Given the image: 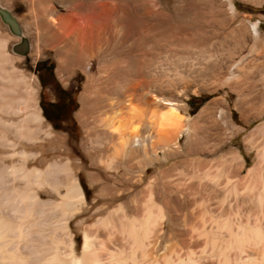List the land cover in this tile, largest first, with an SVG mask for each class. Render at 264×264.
Listing matches in <instances>:
<instances>
[{"label":"bare ground","instance_id":"bare-ground-1","mask_svg":"<svg viewBox=\"0 0 264 264\" xmlns=\"http://www.w3.org/2000/svg\"><path fill=\"white\" fill-rule=\"evenodd\" d=\"M111 1L72 6L66 24H58L54 15L60 7L53 5L44 24L63 66H83L89 56H101L99 79L80 95L87 155H67L61 145L50 154L44 151L56 134L43 126L36 102L27 104L15 94L10 83L22 76L11 66L1 69L0 80L7 83H0V264H264V144L242 175L238 149L226 145L238 128L225 118L223 100L189 114V87L183 86L168 96L143 93V108H133L130 102L149 73L150 49L180 40L177 31L155 30L158 20L174 16L153 0L140 6L133 5L136 0ZM64 2L56 4L63 8ZM228 9L233 12L232 3ZM246 37L240 34L243 41ZM231 53L226 49L203 58L195 71L230 86ZM244 101L240 95L235 103L243 120L252 113ZM255 108L257 114L264 111V105ZM144 116L154 119L139 121L145 127L138 131L133 120ZM255 131L264 136V121L248 136ZM181 156L151 175L147 167L134 168L139 158ZM82 170L95 191L92 201L78 175ZM52 208L59 213L52 231H35L39 212ZM71 219L78 225L92 220L83 225L79 252ZM207 244L219 253L197 252Z\"/></svg>","mask_w":264,"mask_h":264},{"label":"rangeland","instance_id":"rangeland-1","mask_svg":"<svg viewBox=\"0 0 264 264\" xmlns=\"http://www.w3.org/2000/svg\"><path fill=\"white\" fill-rule=\"evenodd\" d=\"M44 1L0 0V5L7 8L15 16L22 34L29 41L27 57L13 52L11 46L19 37L10 31L0 17V72L2 67L11 66L15 70V75L22 76L10 83L13 85L15 94L25 98L27 104L36 102L39 109H42L40 113L43 126H50L56 134L55 141L45 145L44 151L50 154L54 149L60 148L61 145V148H65L67 155H82L83 153L87 155L90 146L85 144L86 131L82 122L80 95L89 83L99 79L97 77L99 76L98 60L101 56H89L85 59L83 66H63L56 48L50 42L52 39L51 32L44 27V24L48 22L51 6L60 7V11L58 10L54 16L57 17L58 24L60 22V24L62 22L66 24L69 22L67 18L71 15V7L84 6L85 3L88 4V1L50 0L48 4ZM59 1H65L63 8L57 6L56 3ZM153 1L155 5L157 4V8L164 11L170 10L174 16L173 19L165 17L158 20L155 24V30L157 32L177 31V37L179 36L178 40L180 41L176 45L173 44L172 40H169L167 41L168 44L163 45L164 48L162 47L160 50L153 49L151 52L150 49L148 56L149 73L141 84V88L137 89L139 92L133 97V102L131 101L130 104L132 103L133 108L140 111L143 108L141 100L143 93L152 91L168 96L174 88L183 86L189 87L185 95L189 114H195L199 108L212 100H223L221 107L225 106V118L228 119L229 125L238 128L230 140L226 141V145L232 149H238L237 151L242 157L240 174L244 175L246 167L257 161V147L264 144V136L260 132L255 131L251 137L248 136L258 123L264 121V111L258 112V114L254 113L255 107L264 105V0ZM104 2L108 4L112 1L104 0ZM141 3L143 0H136L133 5L140 6ZM229 3H232L234 7L232 13L228 9ZM253 23H256L255 28L258 33L256 35L251 32ZM243 32H245V37L247 36L244 41L240 38V34ZM226 49L232 52L230 70L228 69L232 80L230 86L220 84L219 80L211 73L202 74L195 71L198 62H203V58L211 57L214 53L226 51ZM70 57L71 54H69ZM35 68H38L39 71H36ZM244 75H247V80L240 84V80L242 78L244 80ZM0 83L6 84L7 81L0 80ZM103 85L104 83H102ZM190 88H194L195 92ZM240 95L241 98L245 96L244 102L247 106H252H250L251 110H248V113L249 111L252 113H249L246 121L241 118L240 110L235 106ZM115 109L117 112L119 111L118 106H115ZM47 113L51 114L50 118L47 117ZM9 117L16 119L15 116ZM151 118L154 119V117L149 118L147 116L141 119L134 118L133 121L137 124L136 129L142 130L145 125L140 122L151 120ZM2 129L3 126L0 125V138ZM6 133L7 137L12 138L11 132L7 131ZM180 140L182 141V139ZM62 144L65 147H62ZM52 157L54 156L50 155L48 159ZM144 158H139L141 159L140 164L135 163L134 168L147 167V173L151 175L158 168L170 165L182 156L175 159L151 160L152 162L150 159L148 160V157ZM7 161V163L11 162L9 159ZM78 175L87 198L92 201L95 191L90 186L86 170L78 172ZM257 186L260 187L261 183H258ZM52 209L50 212L47 209L42 210L45 212H42L43 214L39 212L38 221H35L33 225L35 231H40V233L52 231L51 229L54 228L59 215L57 209ZM33 217L36 219L34 215ZM77 220L71 219L70 226L75 251L79 252L83 243V225L90 224L92 220H84L80 225L77 224ZM42 228L45 229L42 231ZM56 247L58 246L56 245ZM198 250L199 252L204 251L203 253H207L208 256L216 255L220 251L217 246L211 244L200 245L197 252ZM194 264L196 263L194 262Z\"/></svg>","mask_w":264,"mask_h":264},{"label":"water","instance_id":"water-1","mask_svg":"<svg viewBox=\"0 0 264 264\" xmlns=\"http://www.w3.org/2000/svg\"><path fill=\"white\" fill-rule=\"evenodd\" d=\"M0 17L3 22L7 24L10 31L19 37V39L12 44V51L27 57V53L29 51V41L27 37L22 34L20 25L15 16L7 8L0 5ZM40 110L42 111L41 108Z\"/></svg>","mask_w":264,"mask_h":264},{"label":"flooded vegetation","instance_id":"flooded-vegetation-1","mask_svg":"<svg viewBox=\"0 0 264 264\" xmlns=\"http://www.w3.org/2000/svg\"><path fill=\"white\" fill-rule=\"evenodd\" d=\"M35 65H36V63H35ZM35 70H36V71H39V69H38V68H35ZM49 70H50V68H49ZM50 104H51V102H50ZM43 109H44V108H43ZM46 115H47V117H48V118H50V117H51V116H50V115H51L50 113H49V114L47 113Z\"/></svg>","mask_w":264,"mask_h":264},{"label":"trees","instance_id":"trees-1","mask_svg":"<svg viewBox=\"0 0 264 264\" xmlns=\"http://www.w3.org/2000/svg\"><path fill=\"white\" fill-rule=\"evenodd\" d=\"M50 67H51V66H50ZM50 67H49V68H50Z\"/></svg>","mask_w":264,"mask_h":264}]
</instances>
